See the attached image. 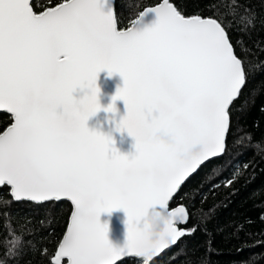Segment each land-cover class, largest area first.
Returning a JSON list of instances; mask_svg holds the SVG:
<instances>
[{
    "label": "snow or ice",
    "instance_id": "obj_1",
    "mask_svg": "<svg viewBox=\"0 0 264 264\" xmlns=\"http://www.w3.org/2000/svg\"><path fill=\"white\" fill-rule=\"evenodd\" d=\"M244 11L252 15L241 22L254 29V11ZM147 12L157 22L139 30ZM104 69L124 80L106 111L124 101L119 129L135 138L131 158L86 124L101 107L96 81ZM245 83L244 62L222 23L186 17L168 0L126 30L99 0H64L41 14L30 0H0V109L14 117L0 134V186H11L16 202L71 201L56 264L65 257L68 264H117L127 256L148 264L185 236L176 227L188 218L185 208L170 212L169 201L190 174L225 152L230 105ZM78 87L89 89L79 100ZM120 208L128 217L124 248L99 223L101 212ZM150 215L163 220L159 231Z\"/></svg>",
    "mask_w": 264,
    "mask_h": 264
},
{
    "label": "trees",
    "instance_id": "obj_2",
    "mask_svg": "<svg viewBox=\"0 0 264 264\" xmlns=\"http://www.w3.org/2000/svg\"><path fill=\"white\" fill-rule=\"evenodd\" d=\"M161 1L115 0L118 28H128L144 8ZM169 1L186 17L199 14L222 23L244 62L246 83L229 109L224 154L201 166L171 201L170 207L187 209L185 236L151 264H264V0ZM62 2L35 0L32 7L40 12ZM245 8L255 13L254 29L240 20L252 15ZM10 123L0 114V133ZM70 210L64 201L15 202L1 187L0 264H51ZM24 248L30 250L17 258ZM119 264L143 262L128 258Z\"/></svg>",
    "mask_w": 264,
    "mask_h": 264
},
{
    "label": "water",
    "instance_id": "obj_3",
    "mask_svg": "<svg viewBox=\"0 0 264 264\" xmlns=\"http://www.w3.org/2000/svg\"><path fill=\"white\" fill-rule=\"evenodd\" d=\"M34 1L35 0H30L31 6H32V3ZM168 2L171 3L175 7V5L172 2H170L169 0H168ZM62 3H60V4H62ZM162 3H163V0L161 2L155 4V5L148 6V7L144 8L139 13L137 19L128 28L132 27L133 24L139 20L141 13L145 12L147 9L158 7ZM60 4H58L54 7H51V8H46L40 12H35L34 9H33V11L36 14H41V13H43L49 9H53V8L58 7ZM99 4L101 5V11L102 12L107 14L110 10H112L115 14V0H99ZM188 17H191V16H188ZM206 18H208V17H206ZM157 19H158V17L156 16V14L154 12H147L146 15H144L143 18L140 20L137 27L139 30L151 28L152 26L155 25V23L157 22ZM128 28H126V29H128ZM126 29H120V30H126ZM118 30H119V28H118ZM96 86L99 88L98 102H99L101 107H100V110L98 112H96L94 115H92L88 118V120L86 122L87 127L90 131H95V132L102 133L106 136H110L112 138V140L114 141L112 147L117 149V151L120 154L127 155V156H129V158H131L136 153L135 138L132 137L131 135H129V133L126 130H120L119 129V124H120L121 120L123 119L124 116L127 115V108H126L124 101L122 99L116 100L114 102V106H115L116 110L114 112L106 111L108 106L110 104H113V97L116 95L117 90L124 86L123 77L119 73H115V72L112 74H109L108 70L104 69L100 73H98ZM243 86H242V88H243ZM88 92H89V89H87V88L81 89L78 87L73 92V96L75 97V99L79 100V99H82L84 97V95L88 94ZM239 94H238V96H239ZM238 96L234 99V101L238 98ZM59 111H62V109H58V112ZM0 114H6L11 118V123L0 133V134H3L14 123V117H13V114H11V113L7 112L6 110H3V109H0ZM153 115H158V113L154 112ZM149 119H151V118H149ZM226 136H227V134H226ZM223 154H221L217 157H214V158H210L208 161H205L201 166L208 163L209 161L220 158ZM198 169H197V171H198ZM196 172L190 174V176L188 178H186V180L181 185V187ZM3 186H6L9 189V194L12 197V199L14 200V197L12 195L11 186H8V185H3ZM3 186H0V188ZM179 190L180 189L177 190V192L173 195V198L169 201L168 211L171 212V211L179 209L180 207H184L185 211L187 213V209L184 205L178 204L174 207H170L171 201L177 195ZM63 201L69 203L71 210H70V214L68 217V221H67L65 231H64V233H63V235H62V237L58 243L55 254L51 259V264H56V255L58 252V247H59L60 242L63 239V236L66 234L67 226L70 222V216H71V213L73 211V205L71 204V201L64 199V200H61L59 202H63ZM21 202L34 203V202H29V201H21ZM44 203H49V202H44ZM44 203H35V204H44ZM56 203H58V202H56ZM187 217H188V213H187ZM127 220H128L127 214L124 211V209H122V208L114 209L111 212H101V214L99 216V223L101 225L107 226V239H108V241L116 248H124V246L126 245L127 229H128ZM187 221H188V218H187L186 222L181 223V224H177L176 227L179 230L184 231L181 227L185 226ZM139 226H142V225H139ZM176 244L171 245L168 249H165L160 255L153 257L151 260L148 261V264H151L156 259H159L165 252L173 249L176 246ZM128 258H135L137 260L142 261L144 264L145 258L135 257V256L122 257L119 261H117V264H119L120 262H122L123 260L128 259ZM60 264H68L67 258L66 257L62 258L60 260Z\"/></svg>",
    "mask_w": 264,
    "mask_h": 264
},
{
    "label": "clouds",
    "instance_id": "obj_4",
    "mask_svg": "<svg viewBox=\"0 0 264 264\" xmlns=\"http://www.w3.org/2000/svg\"><path fill=\"white\" fill-rule=\"evenodd\" d=\"M155 135L158 138H166V136H167L166 132L163 129H157L155 132ZM148 219L152 225L153 231H159V229L162 228V226H163V220L162 219L157 218L156 216H151V215L148 217Z\"/></svg>",
    "mask_w": 264,
    "mask_h": 264
}]
</instances>
